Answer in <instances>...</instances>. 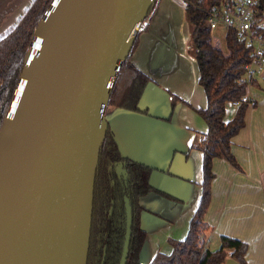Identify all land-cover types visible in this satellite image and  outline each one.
<instances>
[{
	"label": "water",
	"instance_id": "1",
	"mask_svg": "<svg viewBox=\"0 0 264 264\" xmlns=\"http://www.w3.org/2000/svg\"><path fill=\"white\" fill-rule=\"evenodd\" d=\"M161 1H51L0 128V264H87L101 146L109 125L114 132L112 112L128 110L109 106L110 95L138 33L149 29ZM131 62L138 68L133 56ZM146 75L151 81L138 105L141 112L128 111L149 116L141 102L157 82ZM166 92L171 111L164 120L172 121L183 101L173 108V93ZM126 202L120 264H127L132 234V207ZM225 264L238 262L229 258Z\"/></svg>",
	"mask_w": 264,
	"mask_h": 264
},
{
	"label": "crops",
	"instance_id": "2",
	"mask_svg": "<svg viewBox=\"0 0 264 264\" xmlns=\"http://www.w3.org/2000/svg\"><path fill=\"white\" fill-rule=\"evenodd\" d=\"M33 2L0 0V39L14 29ZM189 28L185 10L171 0H162L133 54L134 64L157 82L147 87L141 102L151 115L112 112L115 137L125 155L156 169L152 184L179 200L176 204L156 194L142 199L145 208L162 215H143L145 264L164 246L171 251V239L186 236L200 195L203 155L198 149H189L204 137L207 124L192 109L199 73L189 51ZM166 91L183 101L176 105L172 121L164 120L171 111ZM248 96L256 105L248 108L246 125L231 146L240 168L222 157L214 159L205 222L210 229L209 246L215 242L218 249L222 235L235 237L249 245L247 264H264V87L251 86ZM198 101L194 108L207 106V97L206 102L200 96Z\"/></svg>",
	"mask_w": 264,
	"mask_h": 264
},
{
	"label": "trees",
	"instance_id": "3",
	"mask_svg": "<svg viewBox=\"0 0 264 264\" xmlns=\"http://www.w3.org/2000/svg\"><path fill=\"white\" fill-rule=\"evenodd\" d=\"M52 0H34L31 7L18 22L17 26L0 39V128L18 86L24 68L28 47L34 31L48 9ZM185 10L187 23L191 30L190 42L193 46V58L199 73V83L203 86L207 106L192 109L207 124V132L200 141L192 146L203 155L202 196L200 204L189 223L183 239H171L172 250L169 253L157 252L150 264H225L232 258L238 264H247L246 255L249 245L235 237L222 235L221 246L211 249L208 243L209 227L205 222V214L211 204V183L215 177L213 161L222 157L233 166L240 168L231 151L233 138L245 127L246 113L249 103H241L234 109V116L226 120L227 108L233 101L248 96L251 86L261 87L259 79H246V65L253 57L254 46L241 40L233 29H226L227 52L213 43L212 28L207 22L208 13L222 0H188ZM264 11V2L259 6ZM146 30V29H145ZM264 35V28L258 30ZM138 33L129 56L122 64L109 99V106L120 107L135 112L143 92L151 79L136 68L131 58L139 44ZM264 56V53H263ZM264 81V75L262 77ZM173 96V108L181 100ZM182 101V100H181ZM254 101L252 106H255ZM143 113L147 114L148 111ZM168 120H171L169 118ZM122 163L127 169L128 194L134 210V224L130 252L127 264H141L140 253L147 232L142 228L140 198L154 192L151 185L153 168L133 161L124 156L111 126H108L101 151L96 175L92 227L87 264H120L121 254L118 246L122 234L118 229L123 227L124 219V186L119 181L115 167ZM156 191H160L156 189ZM115 201L114 217L109 218V209ZM107 220L116 221L114 225ZM104 222L107 227L100 229ZM110 232L109 248H98L103 234ZM116 238V239H115ZM115 239V240H113ZM230 250V251H228ZM107 252V254H105ZM105 255V256H104Z\"/></svg>",
	"mask_w": 264,
	"mask_h": 264
},
{
	"label": "built area",
	"instance_id": "4",
	"mask_svg": "<svg viewBox=\"0 0 264 264\" xmlns=\"http://www.w3.org/2000/svg\"><path fill=\"white\" fill-rule=\"evenodd\" d=\"M174 1L183 10L189 6L188 0ZM261 2L264 0H222L220 6L211 8L207 17V22L213 30L220 26L231 28L241 40L254 46L252 60L246 65L247 81L264 75V35L258 33V30L264 28V11L259 9ZM241 103H249L252 106L254 101L249 96H244L241 100L233 101L231 106L237 107Z\"/></svg>",
	"mask_w": 264,
	"mask_h": 264
},
{
	"label": "flooded vegetation",
	"instance_id": "5",
	"mask_svg": "<svg viewBox=\"0 0 264 264\" xmlns=\"http://www.w3.org/2000/svg\"><path fill=\"white\" fill-rule=\"evenodd\" d=\"M115 171H116V173H117V177H118V179H119V181L122 183V185L124 186V188H123V191H124V219H123V227H121L120 229H118V232L119 233H121L122 234V236H121V238H122V240L119 242L120 243V245L118 246V249H120V254H121V257H122V251H123V245H124V240H125V227H126V200H127V198L130 200V203H131V207H132V213H133V223H132V234H133V224H134V210H133V206H132V202H131V198H130V196H129V194H128V190H129V188H128V177H129V174H128V172H127V169L124 167V165L122 164V163H120V164H118L116 167H115ZM154 173V172H153ZM153 175V174H152ZM152 177V176H151ZM150 181H151V179H150ZM152 185V184H151ZM153 186V185H152ZM158 190H160V189H158ZM154 193L155 194H157V195H160V196H162V197H165L167 200L169 199V200H172L173 202H175L176 204L179 202V200L178 199H176V198H174V197H172L170 194H167L165 191H162V190H160V191H156V189H155V191H154ZM150 193H148V194H146L145 196H142L141 198H140V204L143 206V204H142V199L143 198H145V197H147L148 195H149ZM143 208H144V210H140V215H141V225H142V218H143V215H144V213H146V212H148V213H151V214H154V215H156V216H159V217H162V215L159 213V212H154V211H152V210H149V209H147V208H145L144 206H143ZM114 211H115V201L113 200V205H112V207H110V209H109V218H113L114 217ZM115 222L116 221H114V220H107V223H110V224H112V225H114L115 224ZM107 227V225L104 223V222H102L101 224H100V229H104V228H106ZM115 231V229L114 228H112L111 230H107V232H105L104 234H103V237H102V239L100 240V243H99V245H98V248H101V246L103 245V246H105V250L106 249H108L109 248V244H110V232L111 231ZM132 234H131V241H132ZM147 235V234H146ZM147 237V236H146ZM116 239V238H115ZM115 239H113V240H115ZM146 240V239H145ZM145 243V242H144ZM130 245H131V242H130ZM161 251V250H160ZM129 252H130V249H129ZM159 252V251H158ZM105 254H107V252L105 253ZM129 255V254H128ZM105 256V255H104ZM120 261H121V259H120Z\"/></svg>",
	"mask_w": 264,
	"mask_h": 264
},
{
	"label": "rangeland",
	"instance_id": "6",
	"mask_svg": "<svg viewBox=\"0 0 264 264\" xmlns=\"http://www.w3.org/2000/svg\"><path fill=\"white\" fill-rule=\"evenodd\" d=\"M190 30V28H189ZM190 32V31H189ZM225 34H226V29L222 26L212 30V38H213V43L217 46V47H220L221 49H223L224 52H227V46H226V38H225ZM189 51L191 53V55L193 54V46H192V43L190 42V46H189ZM259 80H260V85L261 87H264V81L262 80V77H259ZM199 96L202 98L203 101L206 102V95H205V91H204V88L203 86L199 83L198 85V91L195 93L194 97H193V101H194V105L196 104L197 107L199 106ZM198 99V100H197ZM199 103V104H198ZM193 105V107H195ZM233 106L229 105L227 110L229 109L227 115H226V120H228L229 118H233L234 116V108H232ZM177 240H180V239H177ZM210 247L211 249H216V243L215 242H211L210 244ZM162 252H165V253H169L170 249L168 246H164Z\"/></svg>",
	"mask_w": 264,
	"mask_h": 264
}]
</instances>
